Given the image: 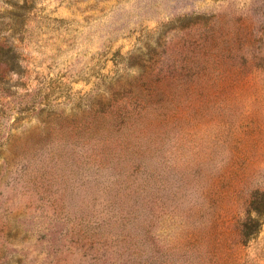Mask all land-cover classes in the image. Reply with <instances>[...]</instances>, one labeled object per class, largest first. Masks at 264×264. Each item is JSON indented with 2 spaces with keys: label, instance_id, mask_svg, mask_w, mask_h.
Wrapping results in <instances>:
<instances>
[{
  "label": "rangeland",
  "instance_id": "1",
  "mask_svg": "<svg viewBox=\"0 0 264 264\" xmlns=\"http://www.w3.org/2000/svg\"><path fill=\"white\" fill-rule=\"evenodd\" d=\"M0 264H264V0H0Z\"/></svg>",
  "mask_w": 264,
  "mask_h": 264
},
{
  "label": "trees",
  "instance_id": "2",
  "mask_svg": "<svg viewBox=\"0 0 264 264\" xmlns=\"http://www.w3.org/2000/svg\"><path fill=\"white\" fill-rule=\"evenodd\" d=\"M5 54H6V58L11 61V63L13 65H17L18 64V58H17V55H15L12 51L11 48H8L5 50ZM260 218L257 217L256 218V223L259 222ZM249 235V234H248ZM245 238L247 239V236L245 235ZM246 240L243 241V243H245Z\"/></svg>",
  "mask_w": 264,
  "mask_h": 264
},
{
  "label": "clouds",
  "instance_id": "3",
  "mask_svg": "<svg viewBox=\"0 0 264 264\" xmlns=\"http://www.w3.org/2000/svg\"><path fill=\"white\" fill-rule=\"evenodd\" d=\"M254 217L256 216L255 214H252Z\"/></svg>",
  "mask_w": 264,
  "mask_h": 264
}]
</instances>
